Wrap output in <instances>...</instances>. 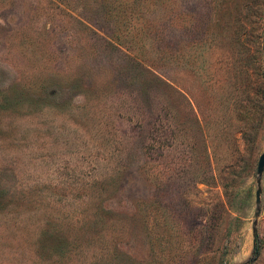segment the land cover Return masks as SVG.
<instances>
[{
	"label": "rangeland",
	"instance_id": "1",
	"mask_svg": "<svg viewBox=\"0 0 264 264\" xmlns=\"http://www.w3.org/2000/svg\"><path fill=\"white\" fill-rule=\"evenodd\" d=\"M263 22L264 0H0V264H264Z\"/></svg>",
	"mask_w": 264,
	"mask_h": 264
},
{
	"label": "water",
	"instance_id": "2",
	"mask_svg": "<svg viewBox=\"0 0 264 264\" xmlns=\"http://www.w3.org/2000/svg\"><path fill=\"white\" fill-rule=\"evenodd\" d=\"M260 47H261V62L262 67L264 70V22L262 26V33H261V41H260ZM264 166V145L260 151V153L257 156L256 165H255V172H256V187L254 190V203H255V209L253 211V220H252V226H251V233H252V243L254 241V236L256 232V217L259 212V192H260V174L262 172ZM250 260V258L245 259L243 262L240 263H231V264H245Z\"/></svg>",
	"mask_w": 264,
	"mask_h": 264
},
{
	"label": "trees",
	"instance_id": "3",
	"mask_svg": "<svg viewBox=\"0 0 264 264\" xmlns=\"http://www.w3.org/2000/svg\"><path fill=\"white\" fill-rule=\"evenodd\" d=\"M247 107V104L244 105ZM251 108H245V107H242L239 111H238V114H244V113H249V110ZM252 111V110H251ZM259 249H260V242L259 240L257 239V236L255 235L254 236V241H253V244H252V255L255 256L258 252H259Z\"/></svg>",
	"mask_w": 264,
	"mask_h": 264
}]
</instances>
